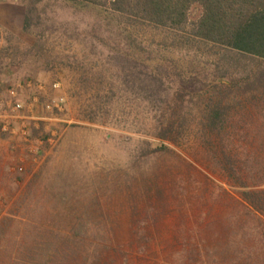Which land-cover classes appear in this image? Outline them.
<instances>
[{"label":"rangeland","instance_id":"1","mask_svg":"<svg viewBox=\"0 0 264 264\" xmlns=\"http://www.w3.org/2000/svg\"><path fill=\"white\" fill-rule=\"evenodd\" d=\"M3 3L15 9L5 12L0 7V50L7 45L13 51L3 59L5 70L0 74V94L4 95L5 88L14 87L26 79L44 89L40 91L35 87L20 93V100L26 108L32 98L39 100L35 109H26L23 115L29 117L32 113L35 118L28 123L33 146L38 153L37 161L20 138L0 132V224L7 217L14 222L24 218L35 221L34 213H39V206L44 207L47 196L52 193L66 191L63 194L96 195L102 208L99 212L89 213L94 220L100 219L99 216L103 220L98 223L93 220L95 226L92 229L107 232L112 228L121 239V247H116L119 243L115 242L110 243L109 250L101 247L96 251V245H103L97 242L91 247L88 244L77 246L73 252L79 264H181L182 252H190L191 247L199 245L200 238L204 244L195 257L197 264L201 261L202 264H216L214 260L217 264H230L234 257L232 251L230 255L223 256L227 249L225 244L238 245L245 219L240 212L238 185L220 170L211 168L204 158V148L196 138L200 118L198 110L203 107L201 103L206 97L195 98L192 104L186 103L179 111L180 118L187 121L179 135L173 132V143H167L174 152L166 158L168 162L153 159L159 166V171H156L158 181L166 188L167 208L155 218L156 224L145 218V206L139 202L140 214L136 218L138 222H135L131 219L129 192L124 183L127 174L135 176L140 170L147 173L146 180L152 183V162L146 165L141 159L148 151L147 143H160L157 138L158 121L173 117L168 104L176 84L172 86L162 82L159 77L158 80L150 79L141 63L136 64L126 56L128 44L116 23L95 12H76L60 0H27L25 3L7 0ZM30 8L33 24L25 31L24 17ZM22 11L24 17L20 18ZM198 12L193 10L192 17H197ZM143 30L138 38L133 39L135 46L163 48L161 46L165 44L167 52L186 55L187 47H171V34L151 28ZM190 52L194 54V51ZM223 54L231 58L234 66L229 70L233 74L245 73V70L248 73L257 66L264 67L258 60L247 56L220 53ZM237 69L241 70L236 72ZM209 72L211 75L212 70ZM55 82L60 83L57 91L51 88ZM262 85L250 87V92L243 89L234 94L257 96L258 92H263ZM60 97L65 100L63 112H47L45 104ZM224 102L232 103V97ZM253 113L255 116L247 120L248 126L257 133L258 130L264 132V103ZM251 120H254L253 126ZM32 129L41 131L33 137ZM51 138L53 142L47 143ZM40 140L44 142L42 146L39 145ZM259 143L260 136L247 141L238 137L236 146L242 152L243 148L250 152L260 147ZM234 149L232 153H239V149ZM139 164L142 166L140 170L137 168ZM19 165L25 168L23 174L14 172ZM244 180L248 186L260 182V179L251 181L246 177ZM259 188L264 190V184ZM134 193H140L137 183L134 184ZM24 198L27 200L21 207ZM139 220H146V228L140 231H147L149 243L138 241L137 236L132 242L129 240L130 227L139 229ZM26 227L12 225L4 228L0 236V264H39L55 253L56 258L52 256V262H66L74 257L73 252L63 249V244L54 246L39 242V246L34 247L37 244L28 240L32 248H37L34 249L38 252L36 255L40 254L36 262L28 257L26 260L13 259L10 255L6 258L5 248L15 245L17 249L25 244ZM253 235L254 240L250 239L248 244L254 250L252 263L264 264V239L256 233ZM88 248L91 251H85L81 256L82 251Z\"/></svg>","mask_w":264,"mask_h":264},{"label":"trees","instance_id":"2","mask_svg":"<svg viewBox=\"0 0 264 264\" xmlns=\"http://www.w3.org/2000/svg\"><path fill=\"white\" fill-rule=\"evenodd\" d=\"M18 1L25 3L27 0ZM60 1L76 12H95L98 16L116 23L128 44L126 56L136 64L141 63L150 79L158 80L157 77H159L162 82H167L172 86L176 84L174 94L168 104L173 111L171 114L173 117L158 121L157 138L160 143H147L148 151L141 159L146 165L152 162L151 169L154 174L152 183L147 182V173H142L140 170L141 162L137 167L140 170L137 171L138 174L135 176L127 174L124 187L129 192L131 219L138 222L136 218L140 214L138 212L139 202L145 206L143 211V214L146 215L145 218L153 220V223L156 222V224L158 221L155 218L159 217L161 212L167 208L166 188L158 181L159 176L156 171H159V166L153 162V159H162L164 162H168L166 158L174 152L167 143H173L172 137L180 134L179 131L187 121L186 118H180L179 111L184 109L186 103L187 105L192 104L195 98L206 97L205 101L201 103L203 107L200 106L198 110L200 118L196 138L198 143L203 146L204 158L211 168L220 170L235 185H238L242 209L240 212L245 219L244 226H241L238 245L226 243L227 249L224 250L223 256L230 255L232 251L234 259L230 264H253L252 251L254 250L248 245L250 239L254 240L253 233L264 239V190L259 188L260 184H264V132H260V130L258 133L255 132L248 126L247 120L249 117L253 118L255 116L253 111L256 112L264 103V67L257 66L248 73L244 69L245 73L233 74L229 70L234 66L231 63V58L228 54L220 55V53H236L264 64V0ZM195 9L199 12L198 16L193 18L192 14ZM32 24L33 11L30 8L25 14L24 30L28 31ZM145 28L171 34V47H187L186 55L167 52L168 47L165 44L161 46L163 48L135 46L133 39L138 38ZM161 49L165 50L160 51ZM190 51H194V54H191ZM11 52H13L11 46L7 45L0 50V74L5 70L2 65L3 59ZM145 54L149 55L145 56ZM209 70H212L211 75ZM240 70L237 69L236 72ZM160 71L163 72L162 75H160ZM259 85H262L263 92L261 94L256 92L257 96L249 94L241 97L234 94L235 91L243 89L250 92V87ZM229 96L232 97V103H225L224 100ZM185 98H190V100L187 101ZM253 121H250L251 126H253ZM41 127L43 129V124ZM40 131L32 129L33 137L38 136ZM174 131L176 133L173 135ZM253 136L261 137L260 147L256 150L249 152L243 148L244 152H242L240 147L236 146L238 137L239 140L247 141ZM234 148L239 149V153H232ZM166 169H168L167 166ZM244 177L251 181L260 179V182L248 186ZM135 183L140 186V193L137 195L134 193ZM63 193H52L47 196L46 205L39 206L38 211L41 214L34 213L37 217L35 221L24 218L14 222L9 217L2 221L0 236L5 227L27 225L25 244L20 245L17 249L15 245L5 248L6 258L8 255L13 259L19 257L26 260L28 257L36 262V257L40 254L36 255L38 252L36 253L34 249L37 248H32V243L28 244V240L37 244L34 247H38L39 242L54 246L56 243L63 244V249H68L70 252H73L77 246L84 247L86 244L90 247L94 246L95 242L103 244L96 245V251L101 250V247L104 250H109L110 243L114 242L119 243L116 247H121V239L112 228L107 232L102 231L105 233L98 232L97 228L92 229L95 226L94 222L98 223L100 219L103 220L101 216H99L100 219L94 220L89 213L94 210L99 212L102 208L98 196ZM26 200L27 198L23 199L21 207H24ZM43 221L44 223H41ZM89 226L92 227L89 228ZM139 226V229L130 227L129 240L132 242L134 236H137L138 241L149 243L147 231H140V229L146 228V220H139ZM99 229H101L100 226ZM89 230L95 231L96 234ZM233 241L235 240L233 239ZM198 244L191 247L190 252L188 250L182 252L180 255L181 264H197L198 261L195 257L202 250L204 241L200 238ZM85 251H91V248L83 250L81 256ZM73 253L74 257L66 262H52V258H56L55 254L57 253H55L52 254L53 257L50 255L49 259H42L39 264H79L76 253ZM43 256L45 257V255ZM209 257H211L210 254ZM214 263L217 264L215 260ZM36 264L38 263L36 262ZM199 264H202V261Z\"/></svg>","mask_w":264,"mask_h":264},{"label":"built area","instance_id":"3","mask_svg":"<svg viewBox=\"0 0 264 264\" xmlns=\"http://www.w3.org/2000/svg\"><path fill=\"white\" fill-rule=\"evenodd\" d=\"M42 91L44 88L41 85L35 86L32 80L26 79L22 83L19 82L15 87L5 88L4 95L0 94V132L7 134L12 138H20L27 151L35 157L37 161V149L33 146L31 139V127L28 120H35L33 115L29 114V117H25V110L32 111L39 103L38 98H32L31 103L26 108L25 103L20 100V93L23 90H33L34 88ZM2 87L0 86V89ZM53 91L60 89V83L55 82L51 86ZM2 90V89H1ZM64 98H56L48 101L44 108L47 112L60 114L64 110ZM29 113V112H28ZM53 138L48 139L47 143L51 144ZM43 141L40 140L39 145L42 146ZM14 172L23 174L25 168L19 165L15 168Z\"/></svg>","mask_w":264,"mask_h":264},{"label":"crops","instance_id":"4","mask_svg":"<svg viewBox=\"0 0 264 264\" xmlns=\"http://www.w3.org/2000/svg\"><path fill=\"white\" fill-rule=\"evenodd\" d=\"M1 1V0H0ZM3 1H7V0H3ZM3 1H1V8L5 11V12H12V9H15L14 7H11V6H8V5H6L5 3H3ZM16 2H18L19 3V1L18 0H15ZM23 18L24 17V12L22 11V12H20V18ZM24 20H25V17H24ZM17 85V84H16ZM15 85V86H16ZM14 86V87H15Z\"/></svg>","mask_w":264,"mask_h":264}]
</instances>
